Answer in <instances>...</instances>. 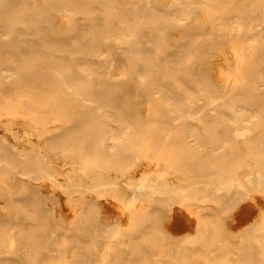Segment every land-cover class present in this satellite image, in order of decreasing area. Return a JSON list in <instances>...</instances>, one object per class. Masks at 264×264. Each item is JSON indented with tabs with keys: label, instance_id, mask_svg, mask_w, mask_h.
<instances>
[{
	"label": "bare ground",
	"instance_id": "6f19581e",
	"mask_svg": "<svg viewBox=\"0 0 264 264\" xmlns=\"http://www.w3.org/2000/svg\"><path fill=\"white\" fill-rule=\"evenodd\" d=\"M145 1L148 11L151 4ZM192 3L211 8L207 0H174L170 7L187 19V4ZM138 5L130 10L135 27L119 33L127 46L119 49L116 59L127 63L126 78L102 77L95 83L89 78L92 70L80 65L78 73L73 72L71 64L60 59L52 63V76L70 99L55 103L30 99L27 108L0 111V264H210L207 257L219 258L217 250L223 251L226 242L218 249L204 243L195 248L188 242L196 233L215 232L223 213L239 206L246 207L240 214L248 221L249 236L264 242V212L258 213L264 204L257 203L259 199L264 203V194L257 199L251 192L254 184H264V117L261 109L251 106L252 89L256 98L264 94V80L255 78L254 88L249 84L254 68L264 60L250 58V51L247 57L243 53L258 46L259 22H252L253 28L245 23L246 29L235 34L217 30V23L201 32L182 26L172 34L157 26L153 34L138 28L145 9L138 13ZM65 10L64 16L71 18V8ZM257 17L264 20V9ZM87 21L77 28L79 34L99 30L93 18ZM11 22L27 25L26 30L10 26L4 30L17 36L13 50L20 56L27 45L22 34L46 32L29 21ZM105 23L111 29L119 22L105 19ZM179 31L192 33L188 39H174L170 52L157 57L156 51ZM224 43L230 53L222 49ZM211 45L216 51L204 50ZM215 53L218 62H213ZM87 54L100 55L96 50ZM74 56H70L73 61ZM16 62L0 64V90L25 86L17 81L25 77ZM29 62L23 63L31 66ZM214 66L218 68L215 83ZM45 75L40 72L26 82L38 84L41 77L49 78ZM79 80L89 84L81 85ZM114 80L122 84L107 83ZM214 96L221 100L205 109L180 106L201 97L209 103ZM219 125L221 139L214 131ZM239 126L255 133L239 138ZM91 154L99 156L91 159ZM187 154L190 162L184 160ZM243 166L247 169L240 172ZM95 211L99 218H92ZM63 215H71L66 225L59 219ZM27 217L37 224L27 228ZM158 222L176 228L163 232ZM201 251L206 259L196 261Z\"/></svg>",
	"mask_w": 264,
	"mask_h": 264
},
{
	"label": "rangeland",
	"instance_id": "374dc122",
	"mask_svg": "<svg viewBox=\"0 0 264 264\" xmlns=\"http://www.w3.org/2000/svg\"><path fill=\"white\" fill-rule=\"evenodd\" d=\"M139 1H140V3H139ZM139 1L138 0H25V1L24 0H19V1L18 0H15V1L14 0H8V2L5 3V2H3V0H1L0 1V54L5 53L6 56H0V59H1L0 64L2 63V61H4V63H6V60L7 61L16 60L17 62L15 64L18 66L21 76L25 77L22 80H17V81L19 84H22L25 86L16 87L14 89H12V88L7 89L5 87V88H2L0 90V111H2V112L5 110L11 111L12 108L17 107V106L20 108H22V107L27 108V103L29 102L30 99H35L38 102H41V101L50 102V101H52L54 103L57 102L58 100L62 101L65 97H67V99H70L71 98L70 96L64 97L62 95L60 89H58L56 87V86H58L56 84L57 82H54V78L52 76V72H53L51 70L52 69V63H54L60 59H61V61L63 60V62H65V63H70L71 64L70 68L73 72L78 73V69H79L80 65L85 66L86 68H89L90 70H92L91 74L89 75V78H91V77L94 78L95 83H98L97 81L101 80L102 77H105L108 80H112V79L120 78V77L126 78L128 75L127 63L124 61L119 62L116 59V53L119 51V49L127 46V43L125 41H123L124 39H122V37L119 35V33H120V29H124V28L129 29V28L135 27L134 21L136 20V17L133 15L134 12H131V11H133V10H131V6H133V4H137V2H138L139 5H138V7H136L137 8L136 10H138L137 11L138 13L140 10L144 9L145 7L147 8V6L145 5V2H146L145 0H139ZM163 1L162 0H149V5L150 4L151 5L148 6V11L146 10V8L143 10V13L145 15L141 14L142 15L141 20H143V22L138 24L139 29L151 30L154 34L155 30H153V29H156L157 26H159L158 28L162 27L163 28L162 30H164L165 33H167L169 31L168 34H170V33L172 34L176 30L180 29L183 26L184 28L186 27L188 29V31H190V29H193V31L198 30L197 32H201L205 28L206 29L210 28L211 24H213L215 26V24L217 23V25L220 26V29H217V30H220L223 32H231V33L235 34L238 30H245L246 29V28H244V26L246 25L245 23H247V27L253 28L255 26L254 23L259 22L258 27L260 29H262V32H261L262 38L259 41L258 46L255 48H252V49H249V48L246 50L244 49L243 53H244V55L246 54L247 56L250 54L252 56L250 58H252V59H254L256 57H259V59H260L262 56V58H263L262 62H263V60H264V55H263L264 54V45H262V44H264V23H263L264 20L262 18L261 19L258 18L257 15H258L259 9H262V10L264 9V2H263L264 0H261V1L260 0H255V1L254 0H236V1L235 0H207V2L209 4H211V8H209L208 10L202 8L199 5H195L193 3L190 5L187 4L188 13H189L187 19L183 18L179 12H176V11L173 12L172 7H170V6H172L174 0H166V1L163 0ZM176 1H178V0H176ZM179 1L180 2H186V0H179ZM131 3H133V4H131ZM158 3H159V6H158ZM74 4L76 6L78 5V7H75ZM248 4H250V5H248ZM253 4H255V5H253ZM256 4H258V5H256ZM80 5H82V6H80ZM161 5H163V6L160 7ZM226 5H228V6H226ZM251 5H253V6H251ZM68 7L71 8V13H72V15L70 16L71 18H69L67 15L64 16V14H67V11L65 9H67ZM221 7H222V9H221ZM75 8H76V10H75ZM166 8H168V9H166ZM127 9H128V11H127ZM152 9L155 11L153 12ZM64 10H65V13H64ZM85 10H87V12L84 13ZM167 10H172V11H170L168 14ZM156 11H157V13H156ZM129 12H131V13H129ZM219 12H220V14H219ZM36 13H37V15H36ZM79 14H81V16ZM149 14H150V16H149ZM151 14H153V15L151 16ZM38 15H41V18ZM244 15H245V17H244ZM151 17L154 19H151ZM163 17H165L166 20H164L165 18L163 19ZM215 17H218V18L214 19ZM246 17L248 18V20ZM87 18H93L94 21L99 26V30L96 29V31L92 30L90 33L79 34V31H78L79 29H77V28H79L80 25L83 26L86 23ZM196 18H198V19H196ZM222 18H226V19H222ZM257 18H258V20H257ZM105 19L110 20L112 22L113 21L119 22V23L113 25L114 27H112L113 29L115 28L119 31L116 33L113 31L112 28H111L112 30L106 28ZM161 19H162V21H161ZM201 19H202V21H201ZM12 20H21L24 22L29 21V22H31V24L35 23L34 25H32V27L35 25L41 26L42 28H45V31H46V32H43L42 34L40 33L37 35L30 34V33L22 34V38L27 39V45L25 44L24 47H22L25 49V51H23L25 54L21 55V56L19 54L18 55L15 54L14 50H13V48L15 46L12 42L14 41V38L17 36L15 34L14 35L9 34V33L6 34V33H4V30L6 28H9V26L12 29L14 28V29L19 30V31L26 30L27 25L17 23L13 26V25H11ZM67 20H70L68 25L66 23ZM196 20H197V23H195ZM227 20H228V22H227ZM237 20H240V21L238 22ZM155 21H156V23H155ZM164 21H166V22H164ZM167 21H171V22L167 23ZM174 21H176V22H174ZM220 22H222V23H220ZM252 22H254V23H252ZM225 28H227V29H225ZM74 29H76V30H74ZM190 33H192V32H188V34H186V31L176 32V35L174 34V36H173L174 38L171 39V41L173 40L172 42H174V43H172L170 40H168L169 42L167 41L164 43V45L166 47L168 46L167 47L168 49L166 47L165 48L160 47L161 50L159 48L156 51L157 53H155V55L157 54L158 55L157 57H160L159 55L163 56V53L170 52L171 48H169V47L174 46V44L176 42L174 39H176V40L177 39H180V40L188 39L190 37L189 36ZM144 35H146V34H144ZM202 36L203 35L199 36V38H202ZM147 37L148 36L142 35L141 38H143V39L145 38L144 40H147L148 39ZM210 37L212 38V39L211 38L210 39L213 42V39L216 38V35L213 34ZM214 40H216V39H214ZM34 42H36L37 44H34L31 46V43H34ZM146 44H148V45H146ZM149 44L150 43L144 42L143 46L146 48H150L151 44L150 45ZM213 45H211V47L207 46V48H204V50L211 48L212 51L213 50L216 51L215 49H212V47L215 48L214 46H216V45H214V46ZM223 45H222V47H223L222 49L224 50V52L230 53L231 49L228 46V44L224 43ZM94 50H96V52L98 51V53H100V55L93 57V56L87 54L88 51H94ZM248 51H250L249 54L247 53ZM255 52H256V55H255ZM70 53H71V55H70ZM72 54H73V56L75 54L77 55V56L76 55L74 56L75 62L76 61H83V62H85V63H83L84 65L83 64H73L72 62H74V61L70 57V56H72ZM215 54L216 55L212 54V56H214V58L212 57L213 62H218L217 61V59H218L217 55L218 54L217 53H215ZM85 55H87V59H86ZM91 57H93V58H91ZM70 58H71V60H70ZM153 58H154V60L158 59L155 56ZM85 59H86V61H85ZM94 59H95V61H94ZM27 61H30L29 63H31V66H29V64L24 65V63ZM15 64L11 63L9 65L11 66V65H15ZM106 64H108V66ZM23 66H25L26 69L24 68L21 70L20 68H22ZM101 67L102 68L104 67V69L102 70ZM254 69L258 72L253 71V73H251L252 77L250 78L251 82H249V84L252 88H254L253 82H254L255 78L258 77V78H262L264 80V76H262V77H259L260 75L258 76V73L259 74L262 73L261 75L264 74V64L261 63L260 66H257ZM107 71H109V73H107ZM40 72L43 74H46L45 77L49 76V78L45 79V81H44V79H42L44 77H41L40 82L38 84L26 82V80H28V78H30L31 76L38 74ZM96 75L97 76L99 75V76L97 77ZM107 75H110V76H107ZM211 76H212L211 79L214 82L215 81L214 79L217 78V76H218V68L216 66H214V71L212 72ZM18 78H20V77H18ZM81 81L82 80H79V82H81ZM81 83H82L81 85H84V86H87L89 84L88 82H81ZM107 83H114L115 86H119L122 84L121 82H118L116 84L115 80L112 82H107ZM52 86H54V87H52ZM84 90H85V88H83V91ZM263 91H264V88L262 89V92ZM252 92L253 93H251V95H253L252 96L253 100L251 102L252 103L251 106H254L258 109H261L262 110L261 116L264 117V110H263L264 109V94H262L260 97L258 96V98H256L255 97V95H256L255 89H252ZM215 97L216 96L212 97L213 99L211 101H209V103H205L206 101L204 102V99H202V97H201L199 99L195 98L194 99L195 102L192 101L191 103H183V104L181 103L180 106H182L184 108H189V109L192 108L193 110H195L197 108L201 109L200 107L203 105V109H205L207 106H214L216 103L219 102V100H221L219 97H216V98ZM258 100L260 101V103ZM214 101H215V103H214ZM258 103H259V106H258ZM189 104H190V106H189ZM185 106H187V107H185ZM195 106H196V108H195ZM199 111L200 110H198L197 113H199ZM205 119H208V118L206 117ZM217 128H219V130ZM216 129H214V131L216 132L217 136H219V138L221 139L222 138V131H223L222 125L217 126ZM238 129H239L238 130L239 132H242V134H240L238 136L239 138L245 137V136H251L252 135L251 133H255L251 129H246V126L245 127L239 126ZM156 132H154V133H156ZM220 150L221 149H219L218 152L222 151V150L221 151ZM95 156H99V155L98 154H91L90 157L92 159ZM191 158L192 157H190L188 155L185 157L184 160H186L185 162H187V161L190 162L192 160ZM244 167L245 166L240 167L238 170L240 172L246 170L247 167H245V168ZM3 189H5V188H3ZM251 192H252V194H254L256 196L257 199H259L260 195L264 194V184H260V183L254 184ZM259 201H261V200L259 199ZM259 201H257V203L264 204V203H262L263 201L261 203ZM243 208H246V207L245 206H239V207L230 208L228 211L225 212V214L223 213L222 217H220L219 227H218V229L215 230V232L210 233L208 235H200V234L196 233V235L190 239L191 242H188V243L192 244L193 247H195V248H199L201 246V243H204V244H209L212 247L216 246V248L218 249L219 243L222 244L223 242H226V244L228 246L226 245L227 247H225V249H222L223 251H221V249L217 250V252L219 254V258H214L212 255L207 257L209 259L210 264L215 263V262H216V264H262V262H263L262 260H264V242L262 239H259L260 241L256 242L254 236H249V233H250L248 231L249 226H247L248 221H246L244 216H242L240 214V212L242 211ZM263 212H264V209L260 210L258 213L262 214ZM92 214H93L92 218H99L100 217V212L95 211ZM31 218L27 217V228L32 227L33 225L37 224V220L36 221L33 219L31 220ZM241 218L245 219V221H242ZM59 219H63L61 221L62 225H66L70 221L71 215L59 216ZM158 223H159L158 224L159 228H161V230H163V232H169V231L171 232V230L174 231V229L176 228V226L173 224L162 223V222L161 223L158 222ZM203 254L204 253L202 251L199 252V254H196L195 260L196 261L205 260L206 257ZM217 259H219V260H217ZM213 261H215V262H213Z\"/></svg>",
	"mask_w": 264,
	"mask_h": 264
}]
</instances>
